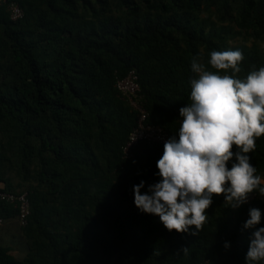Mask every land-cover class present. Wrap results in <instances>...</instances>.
<instances>
[{
  "label": "trees",
  "instance_id": "1",
  "mask_svg": "<svg viewBox=\"0 0 264 264\" xmlns=\"http://www.w3.org/2000/svg\"><path fill=\"white\" fill-rule=\"evenodd\" d=\"M242 33L264 41V0H0V187L27 192L30 206L24 257L0 245V264H245L243 224L258 208L264 227V201L233 209L214 195L196 236L134 205V185L144 194L161 179L163 145L142 141L122 158L137 113L115 87L134 71L147 123L171 137L191 103L193 57L215 71L211 52L238 49L240 78L264 66L256 45H228ZM248 155L264 181V135ZM6 170L27 187L13 189ZM16 214L0 203L6 222Z\"/></svg>",
  "mask_w": 264,
  "mask_h": 264
},
{
  "label": "clouds",
  "instance_id": "2",
  "mask_svg": "<svg viewBox=\"0 0 264 264\" xmlns=\"http://www.w3.org/2000/svg\"><path fill=\"white\" fill-rule=\"evenodd\" d=\"M243 59L238 49L213 51L208 60L212 71L200 57L192 58L196 78L190 82L191 103L179 109V130L163 145L156 164L161 179L144 194L143 181L133 186L137 209L158 216L169 232L198 235L214 195H223L233 209L253 191L264 196V182L248 155L264 135V66H253L240 78ZM248 216L243 228L253 231L245 264H256L264 261V227H256L261 221L258 208H250ZM229 246L225 242L224 248ZM181 251L187 253V248Z\"/></svg>",
  "mask_w": 264,
  "mask_h": 264
},
{
  "label": "built area",
  "instance_id": "3",
  "mask_svg": "<svg viewBox=\"0 0 264 264\" xmlns=\"http://www.w3.org/2000/svg\"><path fill=\"white\" fill-rule=\"evenodd\" d=\"M6 10L12 21H16L23 16L22 9L16 3L8 4ZM115 87L122 99L137 113L135 125L131 129L127 141L121 148L122 158H132L135 146L142 141L164 145L170 136L159 126L147 123L148 114L143 107L142 96L139 94L140 88L136 73L130 71L125 77L117 79ZM254 200L264 201V196H260L258 193H250L246 203ZM1 202L13 205L17 210L16 222L18 226L24 227L30 214L27 192L14 194L0 187V203ZM5 222L6 220L0 216V227L3 226ZM199 264L211 263L208 260H204Z\"/></svg>",
  "mask_w": 264,
  "mask_h": 264
},
{
  "label": "rangeland",
  "instance_id": "4",
  "mask_svg": "<svg viewBox=\"0 0 264 264\" xmlns=\"http://www.w3.org/2000/svg\"><path fill=\"white\" fill-rule=\"evenodd\" d=\"M202 17L206 16L205 13L201 14ZM211 20H214L213 17H211ZM228 45L230 47H235V46H239V45H246L248 47L252 46V45H256L261 51H264V41H256L253 38H251L248 33H242L241 36H239L238 38L229 41ZM5 178L9 180V182L11 183L13 189L16 190H20L22 188H26L27 185L26 183L21 182V180L14 174V172L12 171H5ZM1 226L0 230L2 229H7V232L5 234H10L9 238L7 240H3L0 238L1 242L7 244L13 252L17 253V254H22L25 250H26V245L25 242L23 240V238L21 237L19 228L17 226V224H11V226ZM0 234H2L0 232Z\"/></svg>",
  "mask_w": 264,
  "mask_h": 264
},
{
  "label": "crops",
  "instance_id": "5",
  "mask_svg": "<svg viewBox=\"0 0 264 264\" xmlns=\"http://www.w3.org/2000/svg\"><path fill=\"white\" fill-rule=\"evenodd\" d=\"M262 182H264L263 180H262ZM1 186V185H0ZM17 224V222H16V219H12V220H10V221H7V222H5V224H4V226L6 227V226H11V224ZM17 226H18V224H17ZM7 227V228H8ZM6 231H7V229H1L0 230V232L2 233V234H0V238L1 239H5V240H7L8 238H9V235L10 234H5L6 233ZM7 232H10V231H7ZM11 236V235H10ZM0 245L1 246H5V247H8L9 248V250H10V254H12L16 259H22L23 257H24V255H25V253H26V250L20 255V254H17V253H15V252H13L12 251V249L7 245V244H5V243H3V242H1V240H0Z\"/></svg>",
  "mask_w": 264,
  "mask_h": 264
}]
</instances>
